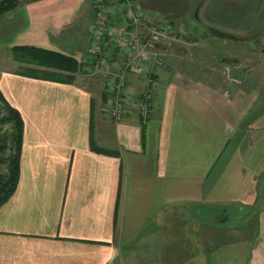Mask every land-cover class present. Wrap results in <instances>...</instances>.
<instances>
[{"label": "crops", "instance_id": "obj_1", "mask_svg": "<svg viewBox=\"0 0 264 264\" xmlns=\"http://www.w3.org/2000/svg\"><path fill=\"white\" fill-rule=\"evenodd\" d=\"M133 1L152 21L180 20ZM90 6L21 0L0 12V55L33 45L81 63L70 80L0 70V96L22 118L0 264H264V74L252 75L264 59V0H202L197 24L187 10L191 36L203 25L242 36L220 40L229 48L207 58L221 67L205 77L196 62L122 65L114 46L111 72L95 73Z\"/></svg>", "mask_w": 264, "mask_h": 264}, {"label": "rangeland", "instance_id": "obj_2", "mask_svg": "<svg viewBox=\"0 0 264 264\" xmlns=\"http://www.w3.org/2000/svg\"><path fill=\"white\" fill-rule=\"evenodd\" d=\"M18 1L21 0H17V2ZM190 1L191 0H154V2H152L151 6L155 8L154 12L158 13L160 16L165 17L167 19H180L178 20V22H174V25H171L168 21H152L149 16H143L142 14L137 13V11L133 13V15L135 16L136 14H138V19H135L136 21H134V18H128L127 15L131 14V9L134 8L133 0H89L94 24L92 25L90 31L88 52L90 53L93 68L96 70L94 72H111L112 61L109 59L110 56H108V46H114L118 49V52L120 54L119 62L123 65V62L126 60V50L128 46H130L132 41L135 39V37L139 40H143L153 27H158L162 29L166 34L165 39H161L158 42L156 41L148 52V56H146L142 62L137 64L135 68H146L149 66L166 67L170 70H179V68L181 67V71H190V68L194 67L191 65V62H196V68L192 71L193 73H197L198 75H202L203 77H205L207 74H209L208 72H206L207 66L210 67L209 70L216 72L217 68H220L221 65L218 66L216 63L214 64L207 58L210 56V58H215L216 56L218 58H221L222 55L219 50L227 51L226 48L229 47H225L222 49L223 45L220 40L226 38L227 36L216 33L212 35L213 37H211L209 30L213 27L208 25H201L202 28L200 27V29H197L196 34H194L195 36L187 34L185 31L188 29V23H186L187 21L181 18L186 16L187 10L189 9L187 18L192 15L194 19H197L195 14L196 12L198 14V6L202 2V0H193L191 2ZM109 3H114L115 5H117V10L115 13L119 14L118 17L114 13L111 14L109 11H107L106 4ZM189 3H193L191 7ZM262 14V24L264 26V10L262 11ZM192 17H190V24H193V22L196 23V21L193 20ZM131 27H136V30L138 31L135 32L131 30ZM192 31H194V28L192 29ZM123 32L124 35H122ZM173 36L175 37L173 38ZM251 36L252 37L250 39H252L255 35ZM241 37L242 36L235 35V38L237 39ZM119 40L122 41L121 44L117 43ZM168 40L170 42H168ZM212 40L218 42V46L220 49L218 48L214 51H211L209 48H202L200 46V44L210 43L212 42ZM256 48L258 49V47ZM210 51L211 53L214 52V56L213 54L207 55L206 52H208L209 54ZM17 56L18 55H15L13 53L12 49L9 52H6V54L0 55V70L2 68H6L15 69L20 72L24 71L26 69V66L24 64L27 63L22 62V60L24 59L22 54L20 55V59H16ZM153 56H156V58H153ZM188 60L191 61L189 62ZM180 61H182V66L179 64ZM34 66H36L37 68H42L41 65L35 64ZM125 67L123 66L122 69L115 71L119 73V77L120 75L125 74L123 80L124 85L127 81ZM80 68L81 63L79 62L77 69L70 71V74L74 77V74L79 71ZM263 74L264 59L262 63H260L259 67L253 70L252 75L255 77H260ZM217 75H219V73L215 74V78H217ZM111 84H113V89L114 87L118 89V86L114 85V82H112ZM114 102L115 95L113 97L112 103L108 107L109 114L113 109ZM6 115V106L0 99V134L10 136V133L13 130L12 123L7 119H2L6 117ZM6 142L9 146L6 147L3 152L0 153V181H2L1 176L8 174L9 166L7 158L12 149L14 150V145L11 144L10 138L6 137Z\"/></svg>", "mask_w": 264, "mask_h": 264}, {"label": "trees", "instance_id": "obj_3", "mask_svg": "<svg viewBox=\"0 0 264 264\" xmlns=\"http://www.w3.org/2000/svg\"><path fill=\"white\" fill-rule=\"evenodd\" d=\"M16 4L17 0H0V12L9 9ZM11 49L15 55H18L17 58L15 57L16 59H20V55H23L24 59L22 62L27 63L25 64L26 69L24 72L33 76L70 80L73 78L70 71L77 69L79 64L74 56L59 50L33 45H14ZM35 64L41 65L42 68H37L34 66ZM0 99L3 101L7 110L6 117L2 119L11 121L13 128L10 136L0 134V153L9 146L6 142V137L10 138L11 144L14 145V150L12 149L7 158L9 166L8 174L1 176L0 203H2L10 195L18 176L22 118L17 109L9 105L1 96Z\"/></svg>", "mask_w": 264, "mask_h": 264}, {"label": "built area", "instance_id": "obj_4", "mask_svg": "<svg viewBox=\"0 0 264 264\" xmlns=\"http://www.w3.org/2000/svg\"><path fill=\"white\" fill-rule=\"evenodd\" d=\"M134 6V3H133ZM131 14H126L128 16V18H134V21H136L138 19V14L133 15L134 12H136V10L133 8L131 9ZM140 14H142L143 16H147V14H144L143 12L139 11ZM136 19V20H135ZM131 30L137 32L138 30H136V27H131ZM130 30V31H131ZM124 35V32L123 34ZM165 32L158 28V27H153L151 29V31L148 33V35L142 40H139L135 37V39L132 41V43L130 44V46H128L127 50H126V60L124 61V63L128 62V63H133V64H139L140 62H142L146 56H148V52L150 51V49L152 48V46L154 45V43L161 39H165ZM175 36H173L174 38ZM122 38V36H121ZM121 40H119L117 43L121 44ZM168 42H170L168 40ZM153 52V51H151ZM153 58H156V56H153ZM123 80H124V76L120 75V85L123 84ZM118 93V92H117ZM122 98L117 96V98L115 99V102L113 104V109L111 110L110 114L112 115H117L119 113H121V111L123 110V105H122ZM146 104L143 103V108H145Z\"/></svg>", "mask_w": 264, "mask_h": 264}, {"label": "water", "instance_id": "obj_5", "mask_svg": "<svg viewBox=\"0 0 264 264\" xmlns=\"http://www.w3.org/2000/svg\"><path fill=\"white\" fill-rule=\"evenodd\" d=\"M195 16H197V12H196ZM209 31L212 32V33H214V34L218 33L220 35H226L227 37L229 36V37L235 38V35L234 34H228V33H225L223 31H219V30H217L215 28H210Z\"/></svg>", "mask_w": 264, "mask_h": 264}]
</instances>
